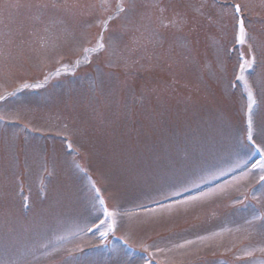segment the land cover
<instances>
[{
    "label": "rangeland",
    "instance_id": "1",
    "mask_svg": "<svg viewBox=\"0 0 264 264\" xmlns=\"http://www.w3.org/2000/svg\"><path fill=\"white\" fill-rule=\"evenodd\" d=\"M262 177L264 0H0V264H264Z\"/></svg>",
    "mask_w": 264,
    "mask_h": 264
},
{
    "label": "snow or ice",
    "instance_id": "2",
    "mask_svg": "<svg viewBox=\"0 0 264 264\" xmlns=\"http://www.w3.org/2000/svg\"><path fill=\"white\" fill-rule=\"evenodd\" d=\"M234 8H235V11L236 12H239L241 10L239 5H235ZM105 28H106V25H105ZM238 42L241 43V44H243L245 42V29H244V24H243V21L242 20L239 21V37H238ZM98 47L100 49H102L104 47V45H103V37L102 36L100 37V40L98 41ZM89 51H92V49H88V48H85L84 49V52L85 53H87ZM252 62H254V57H253V61ZM245 64L248 67H251V62L245 61V63L244 64H241V66H240L241 67V71L244 70ZM237 79L238 80L243 79V76H237ZM24 87H28V85H24ZM249 99L252 101V103L255 102L254 100H252L251 94L249 95ZM249 107H251V104L249 105ZM249 125H251V120H249ZM249 139H251V137H249ZM262 179H264V177H262ZM101 204H103V200H101ZM104 212L109 217H111V216L114 215L113 212L107 211L106 208L104 209ZM101 235L102 236H105L106 233L102 232Z\"/></svg>",
    "mask_w": 264,
    "mask_h": 264
}]
</instances>
